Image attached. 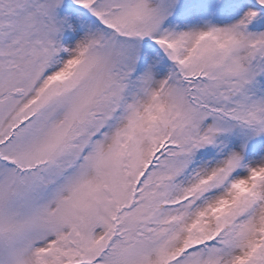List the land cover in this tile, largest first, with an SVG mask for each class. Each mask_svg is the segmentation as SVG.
<instances>
[{
  "label": "snow or ice",
  "instance_id": "obj_1",
  "mask_svg": "<svg viewBox=\"0 0 264 264\" xmlns=\"http://www.w3.org/2000/svg\"><path fill=\"white\" fill-rule=\"evenodd\" d=\"M0 264H264V0H0Z\"/></svg>",
  "mask_w": 264,
  "mask_h": 264
}]
</instances>
